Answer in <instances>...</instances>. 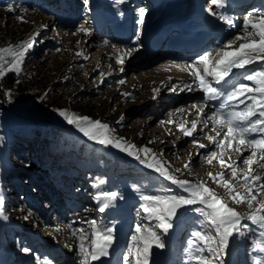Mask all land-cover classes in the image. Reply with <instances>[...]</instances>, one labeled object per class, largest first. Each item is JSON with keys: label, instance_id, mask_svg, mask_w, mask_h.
Listing matches in <instances>:
<instances>
[{"label": "rangeland", "instance_id": "rangeland-1", "mask_svg": "<svg viewBox=\"0 0 264 264\" xmlns=\"http://www.w3.org/2000/svg\"><path fill=\"white\" fill-rule=\"evenodd\" d=\"M9 5L15 11H9ZM75 5L80 11L78 21L73 29H67L56 25L53 21V18H56L58 14L53 15L58 8L56 1L0 0V48L9 44L20 45L21 42L29 40L33 42V46L23 58L21 71L19 73L7 71L4 76L0 77L1 80L10 73H15L18 77L14 82L16 87L6 88L4 98L0 99V196L4 198V205L0 209L3 212V215H0V241H4L6 246V250L2 249L0 252V264H6L3 261L5 253H15L20 260L25 259L21 262H26L28 258L32 259L31 251L25 253L21 250L28 248L24 241L25 234L13 232L10 236L11 229L9 227H17L16 224L26 229L38 227L40 232V221L35 216L32 203L27 196L21 199L20 193L14 196L11 191L13 180L8 174L15 173L19 169L27 170V167L36 164L35 152L31 151L32 147L42 142V158H47L52 155L51 150L60 146L59 143L62 139L72 142V139L78 138L83 142L99 146L101 153L98 151L97 157L107 161L108 164L111 162L110 158H114L117 165L127 164L135 158L119 148L100 145L89 140L60 116L58 111L60 109L88 116L94 120H101L115 130V136L123 137L127 141L134 137L137 146L143 142L152 150L161 151L165 166L174 170V174L182 180L193 182L203 180L209 169L220 168L217 162H213L211 165L207 163L202 165L203 167L199 164L197 170L191 162L190 168H185L187 158L196 159L195 154L189 155L190 149L196 150L198 147V144L190 145V142L185 140L184 134L177 127L179 123L187 120L185 109L180 106L173 110L167 109L164 100L158 99L155 102L160 103L161 114H163L159 117L154 105L148 104L150 98L155 97L154 92H159L158 96L164 95L163 87L168 85L164 86L165 79H160L156 80L154 84L146 86L144 82H140L136 78L137 75L146 76V72L152 68L163 71L165 75L170 73V70L166 71V66L162 70L161 63L151 68L140 69L138 63L135 60L129 62L130 59L127 60V63L124 61L125 64H118L115 57L123 55V59H125L124 53L127 50L118 46L115 48L110 43L103 47V44L91 40L94 30L90 26L86 3L83 0H78ZM51 7L55 10H51ZM17 17H23V20ZM81 24L90 28L91 33L78 32L77 28ZM110 47L119 53L111 52ZM133 54L134 52L131 55L133 56ZM11 59L12 57L5 56L6 62ZM5 67H7V63ZM121 68L123 71L119 72ZM120 81H124V83H120ZM175 82L176 80L172 83ZM159 83L163 84L160 89H158ZM186 83L191 84V81ZM186 83H181L183 88ZM19 84L20 86H18ZM180 92L184 93V91ZM125 93L130 96L126 97ZM195 96L197 95L193 93L188 94V97ZM184 101L188 102L189 99L184 98ZM156 103L155 105H158ZM177 109H182V111H177ZM121 116L124 117L123 120L120 119ZM160 118L162 119L160 120ZM169 120L174 123H168ZM43 135L44 140L42 141L41 136ZM16 144L23 146L20 153L12 152ZM68 152L69 150L66 154ZM123 155L127 156L126 161H124ZM140 155L143 157V153ZM62 159L67 160L63 157ZM175 169L180 171H175ZM48 174L50 177L53 172ZM226 178H230V176L226 175ZM51 180L50 177L47 184H51ZM55 186L58 187V185ZM209 186L222 195L225 193V189L214 182H211ZM69 187H72V183ZM161 188L163 187L159 186L158 190ZM23 194L27 195L24 189ZM157 195H165V190ZM55 196L53 198L56 200L62 197L57 194ZM230 205L244 213L249 211L245 204L237 205L230 201ZM46 206L49 207V205ZM55 213L60 214L61 208L58 207ZM4 216H7V219H4ZM25 216L28 218L24 219ZM155 224L156 221L153 227ZM44 229H46V238L51 240L53 237V240L57 241L62 238L61 234L53 228L45 227ZM156 230L159 231V229ZM64 237L67 238L64 242L67 251H69L68 244L72 241V235L67 233V236ZM61 246L64 247V245ZM35 264L44 263L35 260Z\"/></svg>", "mask_w": 264, "mask_h": 264}, {"label": "snow or ice", "instance_id": "snow-or-ice-1", "mask_svg": "<svg viewBox=\"0 0 264 264\" xmlns=\"http://www.w3.org/2000/svg\"><path fill=\"white\" fill-rule=\"evenodd\" d=\"M117 2L123 3V0H117ZM210 4L218 10L226 9L227 0H210ZM8 10L15 11L11 5L8 6ZM207 11L210 15H218L229 26L234 23L233 18L226 11H213L211 7ZM145 15L146 10L139 9L137 21L139 25H143ZM17 18L23 20V17ZM77 31L91 33V29L84 24H81ZM136 40H139V34ZM238 41L243 42L239 43L238 47H234ZM32 46L33 42L29 40L21 42L20 45L9 44L0 48V77L7 71L19 73L23 58ZM133 51L135 49H128L124 55L131 56ZM6 55L12 57L11 61H5ZM115 59L118 64L124 63L123 55H118ZM6 63L7 67H5ZM168 64L182 72H187L193 78V83H196L204 94L206 100L204 106L196 104L191 106L197 110L196 115L201 119L192 120L190 127L187 126V121L178 124L177 127L184 136L194 137L198 130L208 129L211 123V130L215 132V135H207L206 138L219 149V152L210 151L204 159L209 165L216 161L222 169L230 172L231 178H226L225 172L207 173L211 181L225 189L223 195L204 180L193 182L179 179L151 148L147 146L138 148L125 138L115 136V130L109 124L88 116L69 113L66 109L58 110L60 116L69 125L74 126L89 140L100 145L119 148L128 155L134 156L163 179L178 185L187 193L186 195L141 196V199L145 201L142 204L143 211L147 213L149 219L155 220L156 224L155 227L140 223L135 225L131 236L132 243L129 246L133 256L129 259L125 255L124 264H148L153 247H165L161 233L156 229L168 233L174 227L173 222L180 210L193 205H199L191 210L201 215L199 223L202 227L191 233L192 238L188 241V248L185 249L189 261H195L196 264H222L220 257L233 239L243 236L244 230L248 228L243 221L247 220L255 226L251 237L252 249L260 254L254 258V264H264V199H261L264 197V12L251 10L243 16V29L240 34L228 39L220 47L196 56L190 64L180 65L175 61H169ZM249 66L251 70L247 71L242 78L251 83H229L234 75V69H248ZM161 67L165 66L161 65ZM121 71H123L122 68ZM184 89L193 90L191 84L187 83ZM124 95L130 96L128 93ZM245 100L250 102L242 109L239 108L238 105L245 104ZM207 101H220L211 115H207L205 111L208 106ZM237 101L238 104L233 103ZM120 119L123 120L124 117L121 116ZM161 123L164 122L161 121ZM168 123H174V121L169 120ZM201 124L203 129L199 128ZM193 143L198 144L200 149L208 147L195 139ZM226 150L238 152L241 157H244V152L248 150L249 155L242 161L246 167L238 168L235 160L229 163L231 156L225 159ZM140 153H143V157ZM184 167L190 168V162ZM257 169L260 170L259 174ZM175 171L180 170L175 169ZM118 197L119 193L116 191H98L95 198L104 201L99 211H105L109 207L108 201H115ZM229 201L237 205L245 204L249 211L241 213L230 206ZM3 205L4 198L0 196V209ZM0 215H3L2 211ZM27 218V216L24 217V219ZM4 219H7V216H4ZM68 227L71 228V225ZM90 227L92 239L87 246L85 230H73V235H76L78 240L81 264H91V261L108 256L109 248L114 242L113 227L97 224L96 221H91ZM256 229L259 230L258 233ZM21 250L25 253L30 251L28 248Z\"/></svg>", "mask_w": 264, "mask_h": 264}, {"label": "bare ground", "instance_id": "bare-ground-1", "mask_svg": "<svg viewBox=\"0 0 264 264\" xmlns=\"http://www.w3.org/2000/svg\"><path fill=\"white\" fill-rule=\"evenodd\" d=\"M115 48H118L117 46H115ZM119 48H122L121 46H119ZM111 52L118 54L119 52L114 51V48H109ZM123 49V48H122ZM85 57V56H84ZM158 65V64H157ZM161 65H164L166 67H168L167 63H161ZM160 65V68H162ZM163 70V68H162ZM146 72V71H144ZM177 75V76H176ZM179 75H182L181 77H178ZM169 76H175L177 79L184 77V80L182 82L186 83V82H190L191 81V77L188 75L187 72H183L181 74L180 71L172 69L170 70V73H167L166 75L163 73V71L157 69V68H152L149 71L146 72V76H142V74L137 75V79L140 82H144V84L147 86L149 84H154V82L157 80L159 81L160 79H166V77ZM134 80V79H133ZM161 80V81H162Z\"/></svg>", "mask_w": 264, "mask_h": 264}, {"label": "trees", "instance_id": "trees-1", "mask_svg": "<svg viewBox=\"0 0 264 264\" xmlns=\"http://www.w3.org/2000/svg\"><path fill=\"white\" fill-rule=\"evenodd\" d=\"M18 79L15 73H10L7 76H5L3 79L0 80V99L4 98L5 89L9 87H16L14 82ZM20 86V84L18 85ZM18 146V144H16ZM20 152V149L18 147L13 148V152Z\"/></svg>", "mask_w": 264, "mask_h": 264}]
</instances>
